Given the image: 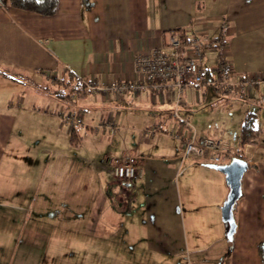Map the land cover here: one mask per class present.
<instances>
[{"label":"crops","instance_id":"1","mask_svg":"<svg viewBox=\"0 0 264 264\" xmlns=\"http://www.w3.org/2000/svg\"><path fill=\"white\" fill-rule=\"evenodd\" d=\"M56 1L50 17L0 6V264H38L42 243L55 239L74 241L76 264H264L263 86L225 95L219 122L196 109L205 89L224 95L209 86L183 88L176 116L169 87L118 99L77 93L82 83H136L134 57L165 47L170 34L223 40L198 63L207 79L220 58L227 78L264 76V0ZM248 112L259 133L239 148ZM67 114L81 119L75 145ZM103 123L115 130L85 129ZM154 125L159 133L142 134ZM174 134L219 141L225 155L217 164L181 160ZM124 153L139 170L131 185L107 173ZM232 159L246 170L228 237L220 215L228 186L216 168Z\"/></svg>","mask_w":264,"mask_h":264},{"label":"built area","instance_id":"2","mask_svg":"<svg viewBox=\"0 0 264 264\" xmlns=\"http://www.w3.org/2000/svg\"><path fill=\"white\" fill-rule=\"evenodd\" d=\"M223 40H208L200 37L182 38L170 34L167 38L165 47H157L146 53L138 54L133 59L134 72L139 76L136 83L131 82H112L106 86L96 87L92 83H82L79 90L91 92L92 94L120 98L128 91L137 92L146 89L151 93H160L164 87L173 89L176 93L175 106L172 112L176 116L178 105L181 103L180 94L185 87L209 86L224 95L231 93L249 96L254 88L264 87V76L248 75L243 80H233L224 75L225 65L222 58L219 59V66L215 67L216 77L204 79L202 70L198 66L203 55L209 51L217 49L219 52ZM64 125L69 128L81 125V119L74 115H64L61 117ZM93 131L115 130L114 126L103 123L92 127ZM159 133L157 125L142 131L143 135L152 137ZM173 137L181 144L179 159H201L212 164H217L221 156L225 155L223 147L219 141L198 138L192 135L180 138V134ZM256 140V139H255ZM255 140L251 143L255 144ZM130 155L124 153L116 161L108 163L107 173L112 181L131 185L139 177V170L129 163Z\"/></svg>","mask_w":264,"mask_h":264},{"label":"rangeland","instance_id":"3","mask_svg":"<svg viewBox=\"0 0 264 264\" xmlns=\"http://www.w3.org/2000/svg\"><path fill=\"white\" fill-rule=\"evenodd\" d=\"M208 91L207 98L205 99V102H200L198 106H196V109H203L207 115L212 114L213 118L215 119V122H219L220 119L226 115L227 112L223 110V107L225 105V100L227 97L225 95H221L212 89L208 88L205 89ZM237 102H241L239 98L235 99ZM208 102H210L209 105ZM238 109L239 106L235 105L234 109ZM235 114V112H231ZM264 118V117H263ZM235 126V125H234ZM236 132V128L233 130V127H230L225 133L227 136H230L232 133ZM231 140V139H230ZM228 148L232 150V148H236L238 150V147L235 146L228 141ZM117 182V181H116ZM46 252L43 254L42 257H40L38 264H76V257H74L73 252V245H75L74 241H68L66 243V248L61 247L60 244H63V240L55 239L51 242H44L42 243ZM65 244V243H64ZM218 246H221V243H218V245L215 242L211 243V250L217 251ZM37 249H41L39 243L37 242ZM37 264V263H36Z\"/></svg>","mask_w":264,"mask_h":264},{"label":"trees","instance_id":"4","mask_svg":"<svg viewBox=\"0 0 264 264\" xmlns=\"http://www.w3.org/2000/svg\"><path fill=\"white\" fill-rule=\"evenodd\" d=\"M1 5L2 7H7V8L9 7V8H14V9H18V10H22L26 12H31V13H34L36 15L43 16V17H50L54 15L57 9L56 0H3V1H0V6ZM2 75H4V73H2ZM202 77L204 79H207L206 73L202 74ZM79 88H78L77 93L88 92L84 90L83 91L79 90ZM88 93H91V92H88ZM73 97H75V94L73 95ZM256 122H257V118L254 113L248 112L244 115L240 123L238 135H237V144L239 148L248 144L250 140H255L258 137L259 131L256 128V125H257ZM74 127H79V126H74ZM92 127L93 126H91L90 128H85V129L93 130ZM72 128L73 127H71V130L69 131V144L75 145L76 143L72 142V138L75 135V132H74L75 130ZM257 255L259 257V260L261 262H264V244H259L257 246Z\"/></svg>","mask_w":264,"mask_h":264},{"label":"water","instance_id":"5","mask_svg":"<svg viewBox=\"0 0 264 264\" xmlns=\"http://www.w3.org/2000/svg\"><path fill=\"white\" fill-rule=\"evenodd\" d=\"M216 169L225 176L228 186V193L220 209V215L221 220L228 226L227 236L230 237L234 231L232 208L240 196V179L246 170V164L242 160L232 159L228 165Z\"/></svg>","mask_w":264,"mask_h":264}]
</instances>
